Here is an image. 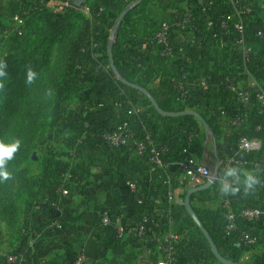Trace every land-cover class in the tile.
<instances>
[{"label": "trees", "instance_id": "16d2710c", "mask_svg": "<svg viewBox=\"0 0 264 264\" xmlns=\"http://www.w3.org/2000/svg\"><path fill=\"white\" fill-rule=\"evenodd\" d=\"M49 1L0 0V65L5 66L4 75L0 76V130L8 126L16 102L21 104L20 114L0 144L2 150L17 140L20 142L4 165L9 178H0V222L6 228L17 230V239L24 235L21 253L31 256L33 264H75L76 259L67 252V242L79 245L86 259L104 257L108 264H136L142 250L131 246L132 239H120L101 218L104 211L120 210L124 201L106 189L99 205L93 196L86 198L82 205H76L74 199L85 189L84 183L91 181L95 161L108 153L117 161L127 160L126 152L109 147L105 135L129 118L128 112L138 103L134 98L135 103H130V97L140 96V104L146 107L144 114L133 119L139 122V134L147 130L157 144L169 149L163 162L202 158L208 140L217 145L223 137L231 146L242 139L260 141L259 153L264 158V108L255 102V112L246 119L239 118L237 109L225 104L226 90L221 82L229 73L219 60L209 55H204L201 64L213 77L217 91L209 96L216 101L215 112L201 113L207 128L192 115L164 116L147 97L121 82L123 79L148 90L163 112L186 111L172 82L180 75L179 69L168 66L161 55L163 48L155 39L159 25L168 18V11L184 12L178 3L186 0H143L140 4V0H70V6L63 12H53L47 6ZM190 1L210 7L212 0ZM258 1L264 6V0ZM153 5L160 7L164 15L152 22L149 9ZM99 6L114 19L112 57L118 75L111 67L108 54L111 36L98 37L97 41L103 38L104 44L93 48L94 23L82 12L85 7L93 10ZM211 8L224 11L218 3ZM16 17L22 21L21 25L15 21ZM258 32H264V9L250 16L245 31L252 58L258 64L255 75L264 88V43L258 38ZM142 42H150L151 49L139 50ZM55 48L57 56L51 63ZM92 53L107 54L104 61L109 69H84L86 63L93 61ZM29 70L36 74L30 85L18 86L17 82L28 80ZM155 77L161 79L157 89L150 86ZM78 98L84 106L74 110L71 103ZM95 103L101 108L97 109ZM117 104H122V108L118 110ZM115 111L117 118L112 117ZM192 121L200 122L202 130L194 128ZM234 121H239L240 126H232ZM80 122L87 123L88 127L80 128ZM226 127L231 128L229 136H226ZM49 137L52 143L40 158V171L31 176L29 163L36 143ZM122 172L121 181L126 184L131 174L123 167ZM252 175L259 182L247 191L241 171V185L234 186L240 189L237 193L224 194L217 184L203 191L205 198L214 191V196L222 201L217 211L194 208L220 254L232 262L237 260L221 252L222 246L232 244L243 254L255 249L256 252L262 245L263 234L257 227L264 220L251 228L242 216L246 207L264 206V171L257 170ZM92 186L98 185L92 183ZM193 198L194 195L191 203ZM96 209L99 213H95ZM231 214L235 230L228 233L225 228ZM168 218L180 227L186 226L189 239L197 245L196 258L200 264L218 262L185 204L174 209ZM86 225L91 231L85 236L81 230ZM163 228H168V223H163ZM246 236L254 238L256 243H247ZM248 264H264V255L256 252Z\"/></svg>", "mask_w": 264, "mask_h": 264}, {"label": "built area", "instance_id": "2783aa9c", "mask_svg": "<svg viewBox=\"0 0 264 264\" xmlns=\"http://www.w3.org/2000/svg\"><path fill=\"white\" fill-rule=\"evenodd\" d=\"M218 3L224 8L213 11L211 6ZM210 7L202 6L196 2L186 0L182 2L181 9L168 13V18L159 25L155 39L163 48L161 55L166 59L170 68H178L180 75L172 80L179 100L185 112L214 113L215 108L209 101L210 95L217 91L216 83L209 72L205 70L201 61L204 55H209L219 60L227 69L229 76L222 80L221 86L226 90L225 104L237 109V116L246 119L255 111V102L264 108V88L255 75L257 62L252 58V48L248 46L245 31L246 23L251 15L264 9L258 0H212ZM53 12H63L70 6V0H50L47 5ZM86 16L94 23L91 39L93 48L104 44V37L111 36L115 40L112 26L108 25L110 18L103 7L95 9L83 8ZM18 25L22 21L16 17ZM98 37H103L97 41ZM258 38L264 43V32H258ZM151 43L145 42L142 51H149ZM89 56V52H85ZM92 62L86 63L84 69H109L104 60L105 53H92ZM110 83V82H108ZM138 103H135V100ZM140 96H131L130 103H135L128 112V119L122 121L113 130L105 135V141L114 150H123L128 157L146 161L153 170L164 166V158L168 156L169 149L157 144L151 132L144 130L139 134L133 124V119L138 114H144L146 107L140 104ZM132 105V104H131ZM117 104L116 108H122ZM223 114V113H222ZM239 121H234L232 126H240ZM230 146V145H229ZM234 155L227 157L228 164L235 169L246 166L248 158L255 152H260L262 143L258 140L242 139L237 145L230 146ZM219 151L225 153L224 146H219ZM179 166L189 179V188L202 186L208 181H220L219 176L210 171L196 159H186L179 162ZM253 168L260 173L264 171V159L253 162ZM165 180L164 183H168ZM126 190L133 199L129 205L124 204L120 210H107L101 213L102 223L113 229L120 239L137 238L149 240L156 251V264H200L196 258L197 245L189 239L188 232L179 228L168 218L173 211V204L169 201L163 208L162 216L154 212V203L140 196L139 181L136 175L125 184ZM66 195L67 192H64ZM242 216L249 222L251 228L264 220V206L246 207ZM234 215H229L226 226L228 233L235 230ZM163 223H168V228H163ZM244 240L255 244L256 240L246 236ZM187 253V255H185ZM24 255L19 253L12 260L5 256L0 264H22ZM21 258V259H20ZM15 261V262H13ZM88 260L80 257L76 264H84Z\"/></svg>", "mask_w": 264, "mask_h": 264}, {"label": "crops", "instance_id": "0c3cea01", "mask_svg": "<svg viewBox=\"0 0 264 264\" xmlns=\"http://www.w3.org/2000/svg\"><path fill=\"white\" fill-rule=\"evenodd\" d=\"M163 1V0H162ZM180 4V5H179ZM179 7H182V2L178 3ZM177 5V6H178ZM149 11L152 15H150V21L153 22V20L159 16L164 15V12L160 7L153 5L150 6ZM171 11V10H169ZM168 11V12H169ZM82 12L84 15L85 12L82 9ZM108 25L112 26L114 23V19L110 16V18L107 20ZM139 50L144 49V42L140 43L138 46ZM161 79L159 77H155L153 80L150 81V86L154 89L159 88ZM209 104H212L216 108V101L210 100ZM95 105H97L95 103ZM83 103L79 99H75L71 103L72 109L81 110L83 107ZM97 109L101 108V105H97ZM117 114V111H115ZM113 114L112 117L117 118L118 114ZM134 126L138 129L139 128V122L135 119L133 120ZM80 128L84 129L88 127V124L85 122H80L79 125ZM227 135L229 136L231 133V128L226 127ZM49 143H52V139L49 137L46 140V146H48ZM210 143L213 144V146H210ZM220 146H224L225 153L223 155L222 152L219 151V146L215 145V142L210 139L208 140L206 144V149L204 151V154L202 158H196V160L199 163H203L205 159L211 158L213 162V170L212 172L216 173L220 181L214 183L217 184V188H221L222 182H227L232 184L233 186H240V181L236 182V177H225L224 173L227 171V169L234 168L232 165L228 164L227 157L233 156L234 151L230 149V144L225 141V137H223L220 141ZM230 145V146H229ZM44 151V149H43ZM226 154V155H225ZM43 155V154H42ZM264 158L260 155L259 152H255L251 154L248 158L247 164H252V168L249 167L247 164L243 168L237 169V175H240V171L243 173H250L254 174L256 171L253 168V162H259L263 160ZM122 167L127 169V172L130 174H134L137 176L139 181V189H140V196L147 198L150 203H154L156 209L154 210L155 213H157L158 216H162L163 207L166 206V204L170 201L173 204V210L179 209L181 206L185 204V198L187 192L190 190L188 181L189 179L186 177L184 172L179 166L178 161H170V162H164L163 168H159L158 170H153L150 164L146 161L139 160V159H133L130 157H127V160L125 162L123 161H117L115 157L110 153H108V156L103 157L100 160H97L94 162L92 167L93 177L91 181H88L84 183V190L77 195L75 199L76 205H82L86 198L89 196H93L94 200L97 201L98 205L102 203V201L105 198L104 189L111 190L113 195L116 197H120L124 202L123 204H130L132 202V195L126 190L124 184L122 183V178L124 177V172H122ZM165 180H168V183H164ZM92 183H96L98 186H92ZM123 185H122V184ZM217 189V190H218ZM192 206L193 208H196L201 211H217L219 207L222 204V201L219 198H216L214 196V191L210 193V197L207 199L205 198L204 192H200L197 194H194V198L192 200ZM226 206V204H225ZM94 205L91 204V210H93ZM95 213H99V210L96 209ZM48 224H53V221H47ZM178 226V225H177ZM182 226V225H181ZM185 231L187 234V228L186 226L180 227ZM256 228V227H255ZM262 234H263V240L262 245L260 248L257 249L256 252H259L260 254L264 255V221L259 224L257 227ZM83 234L86 236L90 231V226L86 225L81 230ZM189 233V232H188ZM189 236V235H188ZM186 236V237H188ZM23 236H20L19 239L14 243L12 248H14L13 253L18 254L21 253V238ZM132 239V247L138 248L142 250V255L137 261L136 264H156L157 256L156 251L152 243L148 240H141L137 238H128ZM66 247L68 254L71 256V258L77 260L82 257V248L72 242H67ZM256 250V249H255ZM255 250H250L248 252H245L243 254H240L238 249L234 245H228V246H222L221 252H223L226 256L233 260H237L236 262L239 264H248L251 260V258L256 253ZM21 259V258H20ZM22 264H33V261L31 259V256H25L24 260L21 259ZM84 264H108V262L105 260L104 257L98 259V260H90ZM76 264V263H75ZM212 264H221L219 261L212 263Z\"/></svg>", "mask_w": 264, "mask_h": 264}, {"label": "rangeland", "instance_id": "374dc122", "mask_svg": "<svg viewBox=\"0 0 264 264\" xmlns=\"http://www.w3.org/2000/svg\"><path fill=\"white\" fill-rule=\"evenodd\" d=\"M57 56V51L56 48L53 50V54L50 57V62L54 63L55 58ZM35 72V71H34ZM28 81V80H27ZM24 82L23 81H19L17 82V84H19L18 86L22 87V86H29L30 83L28 82ZM25 95L22 97L24 98ZM21 98V99H22ZM79 100L81 98H78ZM13 111L14 114L9 118L8 120V126L4 127L0 130V144L1 142L3 143L5 141V139L7 138V133L9 130H11L13 123L15 122L16 118L18 117V115L21 112V104L16 102V105H14L13 107ZM194 128H198L200 131L202 130V125L200 122L197 121H192L191 124ZM46 141L42 140L36 143V147H35V151L33 154V160L29 163V172L31 176H36L39 171H40V158L42 157L43 154V149H45L46 147ZM210 146H213L212 143H210ZM217 146H220V143L217 144ZM222 146V145H221ZM225 151V150H224ZM202 165L206 166L210 171L213 170V162L211 160V158H207L205 159V161L202 163ZM0 212H1V207H0ZM1 221V218H0ZM17 230H11L9 228H6L5 225L3 223L0 222V262L2 261V259L5 256L10 257L12 260H14V257L18 254H14V248H12V246L14 245V243L17 241ZM15 262V261H13ZM14 264V263H11Z\"/></svg>", "mask_w": 264, "mask_h": 264}, {"label": "water", "instance_id": "95a60500", "mask_svg": "<svg viewBox=\"0 0 264 264\" xmlns=\"http://www.w3.org/2000/svg\"><path fill=\"white\" fill-rule=\"evenodd\" d=\"M143 0H140L138 2V4H140ZM123 17V16H122ZM116 34V30H113V36H115ZM113 40L110 41L109 43V47H108V54H109V59H110V62H111V67L113 68L114 72L118 75V72H117V69L115 67V63L113 61V57H112V45H113ZM121 82L127 86H130L132 87L134 90H137L138 92H140L141 94H143L145 97H147L151 104L161 113L163 114L164 116H184V115H192L194 117H196L206 128H207V124L203 118V116L200 114V113H197V112H178V113H169V112H163L156 100L154 99V97L151 95V93L142 88V87H139L135 84H131L123 79H120ZM214 185V182L213 181H208L206 184L202 185V186H198V187H194L192 189H190L187 194H186V198H185V206H186V209L189 213V215L191 216V218L194 220V222L199 226V228L202 230V232L204 233L205 237L207 238V240L209 241L210 245H211V248H212V251L213 253L215 254L217 260L221 263V264H239L237 262H232V261H229L227 260L225 257H223L217 246L214 244V242L212 241V239L210 238L209 236V233L205 230V228L203 227L199 217L197 216L192 204H191V199L193 197L194 194H197V193H200V192H203L209 188H211L212 186Z\"/></svg>", "mask_w": 264, "mask_h": 264}, {"label": "clouds", "instance_id": "9594fccd", "mask_svg": "<svg viewBox=\"0 0 264 264\" xmlns=\"http://www.w3.org/2000/svg\"><path fill=\"white\" fill-rule=\"evenodd\" d=\"M4 67H5L4 65H0V76L4 75V72H3ZM35 75L36 74L33 71L29 70L27 82L31 83ZM19 145H20V142L17 140L11 146L3 147V149L0 150V178H3L5 180L9 178L10 173L7 170H5L4 165L8 159L12 158L13 153L17 151V149L19 148ZM243 175H244L243 183L246 185L245 191H247L248 189H252L253 186L259 182L258 179L250 173H243ZM224 176L225 177H236L237 183L240 181V176L237 175V169L235 168L227 169V171L224 173ZM220 190L224 194H229V193L235 194L240 189L239 187H234L230 183L222 182Z\"/></svg>", "mask_w": 264, "mask_h": 264}]
</instances>
